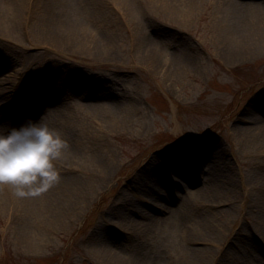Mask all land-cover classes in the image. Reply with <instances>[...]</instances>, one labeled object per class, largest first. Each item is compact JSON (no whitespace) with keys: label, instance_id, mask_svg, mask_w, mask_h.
I'll list each match as a JSON object with an SVG mask.
<instances>
[{"label":"rangeland","instance_id":"374dc122","mask_svg":"<svg viewBox=\"0 0 264 264\" xmlns=\"http://www.w3.org/2000/svg\"><path fill=\"white\" fill-rule=\"evenodd\" d=\"M114 1L17 0L5 7L3 17L0 11V78L20 68L24 73L17 83L0 86V101L8 95L3 91H10L13 84L17 88V102L11 100V107L24 111V119L11 124L10 107L2 108L0 129L7 133L47 117L44 123L61 133L54 125L58 120L49 115L67 110L74 115L70 135L84 133L83 146L77 149L83 159L111 161L108 179L75 178L61 171V179L77 181L81 194L66 212L52 216L46 201L60 202L56 187L45 198L44 194L30 199L17 198L10 187H0V264H107L97 252L103 244L122 258L144 264H198L183 256L194 241L198 248H212L214 255L207 264H264V192H252V182L246 179L264 173V159L253 154L257 135H251L250 143L236 129L253 115L264 118L260 112L264 110V43L249 47L253 55L236 62L222 55L231 43L236 46L225 39L220 25L231 7L228 0H195L192 19L187 20L173 14L165 0ZM55 2L65 3L55 7L56 15L78 20L83 32L38 34L37 21L52 13ZM245 4L249 7L244 9V23L264 27L260 25L264 0ZM18 19L28 24L20 25ZM257 26L246 33L259 34ZM153 41L163 59L178 61L179 66L157 68L144 51ZM60 63H68L83 76L65 71L71 78L68 82L52 78L51 68ZM120 101L132 105L126 121L99 130L100 124L109 122L99 106ZM260 134L264 137V128ZM261 142L255 141L259 148ZM194 149L207 150L205 162L220 157L225 174L237 181L232 195H195L192 191L205 183L206 175L193 173L207 174L209 167L193 166L189 173L183 164L177 169L185 175L183 188H176L175 194V184L164 179L166 198L152 196L161 203L159 207L172 209L164 214L152 212L128 190L137 175L148 171L153 156L178 160L183 153L192 155ZM151 189L158 188L139 194L147 199ZM218 204L222 206L215 208ZM222 210L227 227L219 240L187 237L186 226L180 224ZM141 212L165 219L147 225L138 216ZM126 219L143 225L120 227Z\"/></svg>","mask_w":264,"mask_h":264},{"label":"bare ground","instance_id":"6f19581e","mask_svg":"<svg viewBox=\"0 0 264 264\" xmlns=\"http://www.w3.org/2000/svg\"><path fill=\"white\" fill-rule=\"evenodd\" d=\"M17 0H0L1 5V15L3 17L5 13V7L7 5L12 4L15 5ZM114 1V0H113ZM247 0H228L231 7L226 11V18L222 19L220 22L221 28L223 29L222 32L225 35L226 40L233 41L236 43L235 45L230 44V47L225 48L222 50V55L228 59V61H239V59H243L245 57H248L250 55H253L254 49L249 48L252 47L254 44H263L264 43V27L260 28V26L255 24H245L244 23V9L248 8L249 6L246 3ZM114 2H119V0H115ZM113 2V3H114ZM244 2V3H243ZM112 3V5H113ZM162 3V2H161ZM167 3V7L169 9L173 10V14H176L178 18L180 19H192L193 16V6L195 5V0H165L163 4ZM65 3H57L55 2V6L51 9V14L44 15L40 18L39 21H37V25L40 27L38 29V34H51L54 35H61L62 32L65 30L67 33L76 35L79 32H83L81 30L80 24L78 23V20L66 18V16H58L55 13V10L57 9L56 6L63 5ZM116 7L117 4H114ZM56 7V9H55ZM119 10L121 8L119 7ZM122 14V13H121ZM18 23L20 25L28 24L27 22H24L22 19H18ZM29 23H33V19H30ZM264 25V21L260 24ZM257 30H261L259 34H247L246 31H254V28ZM259 28V29H258ZM149 43V42H148ZM152 43V42H151ZM149 45L147 44L145 48V55L149 58V60H152L153 63L157 68H161L163 66H179L178 61H169L165 60L161 56V50L160 47L155 41ZM151 44V45H150ZM253 49V50H252ZM257 53V52H255ZM39 57V56H37ZM51 72V77L54 79H60L64 82H68V80H71L69 75L67 76L64 74V72L72 71L74 74L78 76H83V72L79 71L78 69L70 66L68 63H60L55 66H53ZM24 73L23 68H20L18 70H14V73H9L4 75L3 78H0V86L5 85L6 83H9L11 81H19L22 80ZM22 77V78H21ZM73 83V81H72ZM73 85V84H72ZM14 84L11 85L10 91H3L4 95L2 101H0V110L2 108L10 107L8 109V113L10 117L12 118L11 121L14 122L15 119L22 117L21 115L24 113L19 112L16 107H11V100L16 101L18 98L17 94V88H15ZM14 88V89H13ZM86 94L82 96V100L86 98ZM22 97V94L19 96ZM104 97H107L105 95ZM256 101H259V98L256 99ZM17 102V101H16ZM16 105V103H14ZM18 106V105H17ZM100 109L104 112V119H108V123L106 126L100 124L99 130H104V132L108 131V125H118L120 123H123L128 118V114L132 109V105H130L127 101H120L116 103H105L101 104ZM18 111V112H17ZM262 115L264 116V110L260 111ZM51 117H54V119L58 120V123H55L54 125L60 128L62 137L68 141L69 149L68 153H65L64 157L57 162L58 170L63 173L65 171H68L72 174H75V178L80 177H87L89 179H93L94 177H104V179H108L111 176V172H107L106 170L109 169V165H111V161H106L104 159H91L89 157H84L82 154H80L77 149L78 147L83 146V142L85 140L84 133L78 132L77 134L70 135V132L68 130L72 127L71 122L74 118V115L71 114L70 111L67 110H56L52 112L50 115ZM48 116V117H49ZM253 119L247 120L244 119V121L240 122V126H238L236 129L241 133V135H245L246 141H249L252 143L251 135H257L256 140L262 141L261 143H264V137H261L260 130L264 128V118H259L256 115H253ZM41 119V118H40ZM49 118L45 117L44 120L48 122ZM43 120V122H45ZM104 122V121H102ZM99 122V123H102ZM98 123V124H99ZM245 125V126H244ZM256 125V126H255ZM68 132V134H67ZM0 133H6L5 130L2 128L0 129ZM79 137V138H78ZM255 140V141H256ZM255 141L252 143L253 145H256L257 149L253 151L255 158H261L264 159V152H261L259 149H264V145L259 148V144L255 143ZM252 146L253 148H256ZM259 148V149H258ZM206 149H194L192 155H183L177 160L176 156L169 158L164 157L162 154L153 156L152 159L148 162L146 166H148V171L144 174H139L136 176L135 181L132 185H129L128 190L132 193V195H136L138 199H142V202H145L146 205L150 208H152V212H160L164 214V210H172L171 208L165 207H159L160 202L158 199H154L152 196L154 194H158L160 198H166L165 190L163 189L164 186L162 185V180L166 179L169 182H173L175 184V189L172 192H176V188H183L181 185V176L179 172H177V169H179L180 164H183L186 166L185 168L188 169V172L191 173V170L193 171V166H208L209 170L208 173L201 174V171H194V175H200L201 177L206 175V180L203 185L200 186V188H197V190L192 191L195 195H198L201 198L205 197H219L222 196H230L235 191V187L237 186L236 180L232 178V176L225 174V165L221 162L220 157L216 156L213 158L208 159L206 162L203 159V156L206 153ZM257 154V155H256ZM167 156V155H166ZM160 158H165L164 161H160ZM192 158V161L190 160ZM163 160V159H162ZM209 162V163H207ZM186 169V170H187ZM106 171V173H105ZM258 176L250 177L248 176L246 179H248V182H252L251 184V191L254 192L256 190H261L264 192V173H258ZM175 175V176H174ZM181 175V176H180ZM178 176V177H177ZM80 179V180H81ZM198 179L197 181H199ZM201 183V180L199 181ZM254 182V183H253ZM56 190L59 193L60 196V202L52 201V203L47 202L46 207L49 210L50 215L52 216L53 213H56L57 211H65L67 207L72 206V202H75L78 200L81 190L79 188V184L77 181L72 182L70 178L66 179H60L59 184L56 186ZM149 188H158V189H151L147 190L149 191L148 194L150 197H147V199L141 197L139 193H141V190L149 189ZM191 190V188H190ZM156 191V192H155ZM183 191V189H182ZM185 191V190H184ZM189 191V189H187ZM186 191V192H187ZM145 195V194H144ZM142 195V196H144ZM46 194L43 196L45 198ZM125 196V195H124ZM48 198V197H46ZM30 199V198H29ZM150 199V200H148ZM264 200V198H261ZM255 198L253 199V203ZM69 202V204L67 203ZM187 201H190V197H187ZM258 202V201H257ZM54 203V204H53ZM124 202H122L123 204ZM50 204V205H49ZM164 204V203H163ZM57 208H54V207ZM221 204H218L215 206L221 207ZM226 206V205H224ZM54 210V211H53ZM226 211L222 210L220 212L213 213L210 216L200 215L197 218L191 220L188 223H182V226H186L187 231V237L194 236L196 238L203 236H206L209 239H215L219 240L223 233L225 232V229L227 226H225L224 223V213ZM140 218L145 219L148 221L147 225L151 224L153 221H156L158 223H162L165 219V217H155L154 214H150L148 212H141ZM173 220L172 218H170ZM169 220V219H168ZM126 224L120 225V227L124 226H130L131 224L135 226L143 225L142 222L132 221L129 219H126ZM113 226V225H112ZM264 226V225H263ZM122 227V228H124ZM190 242H193L192 239L188 240ZM199 241V240H198ZM210 241H206V245H212L209 243ZM213 242V241H212ZM103 244V243H100ZM198 243L195 244L194 241V247H188L187 250H183V256L187 259H190L193 263L196 262L198 264H207L211 258L214 255V252L211 247L208 249L204 246L203 247H196ZM191 245V243H190ZM97 252L102 255L105 258V261L107 264H120L118 262L123 261L121 264H144L141 260L135 259V260H128L125 258L120 257V255L113 250V247H108L105 244L100 245L97 248Z\"/></svg>","mask_w":264,"mask_h":264},{"label":"clouds","instance_id":"9594fccd","mask_svg":"<svg viewBox=\"0 0 264 264\" xmlns=\"http://www.w3.org/2000/svg\"><path fill=\"white\" fill-rule=\"evenodd\" d=\"M69 144L43 120L0 133V187L17 198H39L59 184L57 167Z\"/></svg>","mask_w":264,"mask_h":264}]
</instances>
